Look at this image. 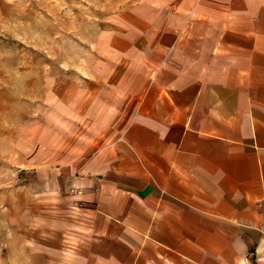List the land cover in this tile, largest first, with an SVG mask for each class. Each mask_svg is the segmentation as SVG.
Returning a JSON list of instances; mask_svg holds the SVG:
<instances>
[{
  "label": "crops",
  "instance_id": "crops-1",
  "mask_svg": "<svg viewBox=\"0 0 264 264\" xmlns=\"http://www.w3.org/2000/svg\"><path fill=\"white\" fill-rule=\"evenodd\" d=\"M118 4L105 125L56 172L31 264H264V0Z\"/></svg>",
  "mask_w": 264,
  "mask_h": 264
},
{
  "label": "rangeland",
  "instance_id": "rangeland-1",
  "mask_svg": "<svg viewBox=\"0 0 264 264\" xmlns=\"http://www.w3.org/2000/svg\"><path fill=\"white\" fill-rule=\"evenodd\" d=\"M119 7L118 0H0V264H31L25 242L63 212L56 172L105 125L96 106L103 59L93 44Z\"/></svg>",
  "mask_w": 264,
  "mask_h": 264
}]
</instances>
